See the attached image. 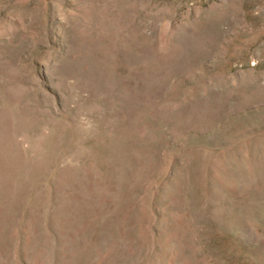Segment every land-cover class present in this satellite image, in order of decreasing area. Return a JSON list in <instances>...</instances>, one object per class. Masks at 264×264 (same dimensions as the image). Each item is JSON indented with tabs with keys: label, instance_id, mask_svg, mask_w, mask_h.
Returning a JSON list of instances; mask_svg holds the SVG:
<instances>
[{
	"label": "rangeland",
	"instance_id": "1",
	"mask_svg": "<svg viewBox=\"0 0 264 264\" xmlns=\"http://www.w3.org/2000/svg\"><path fill=\"white\" fill-rule=\"evenodd\" d=\"M0 264H264V0H0Z\"/></svg>",
	"mask_w": 264,
	"mask_h": 264
}]
</instances>
